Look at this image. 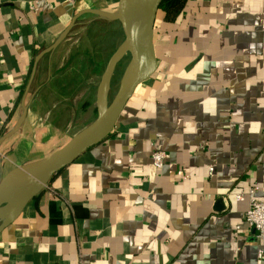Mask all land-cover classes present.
<instances>
[{"label":"crops","instance_id":"1","mask_svg":"<svg viewBox=\"0 0 264 264\" xmlns=\"http://www.w3.org/2000/svg\"><path fill=\"white\" fill-rule=\"evenodd\" d=\"M117 1L0 0V138L19 125L0 142V179L94 119L107 60L102 71L92 60L89 28L122 33L82 11ZM187 6L173 23L157 12L156 77L0 232V264H264L247 196L235 198L255 185L264 199V0ZM155 148L167 153L161 170Z\"/></svg>","mask_w":264,"mask_h":264},{"label":"water","instance_id":"2","mask_svg":"<svg viewBox=\"0 0 264 264\" xmlns=\"http://www.w3.org/2000/svg\"><path fill=\"white\" fill-rule=\"evenodd\" d=\"M161 1L118 0L114 12L100 9L82 11L114 21L122 33V41L108 57L99 77L95 94V117L48 156L14 167L0 179V232L18 218L29 201L45 189L54 175L112 133L123 107L137 86L153 75L157 65L153 31ZM76 17L45 51L55 49L65 39ZM125 57L127 62L118 80L117 89L109 100L113 74ZM25 113L26 109L23 107L20 122ZM18 126L3 135L0 142L11 135Z\"/></svg>","mask_w":264,"mask_h":264},{"label":"trees","instance_id":"3","mask_svg":"<svg viewBox=\"0 0 264 264\" xmlns=\"http://www.w3.org/2000/svg\"><path fill=\"white\" fill-rule=\"evenodd\" d=\"M188 1L189 0H162L158 7V12L162 13L163 21L166 23L175 22L178 17L187 10ZM107 26L111 28L109 34H107L104 30ZM89 29V46L91 50L90 55H92L93 61H95V59L97 58L101 59L100 70L102 71L105 60H107V58L114 52V50L120 43L119 42L116 47H113V45L115 44V40L110 41L113 36H115L114 38H117L118 31L114 28L113 23L103 21L93 22Z\"/></svg>","mask_w":264,"mask_h":264},{"label":"built area","instance_id":"4","mask_svg":"<svg viewBox=\"0 0 264 264\" xmlns=\"http://www.w3.org/2000/svg\"><path fill=\"white\" fill-rule=\"evenodd\" d=\"M150 158L153 167L156 170H161L167 158V153L162 149L155 148L151 151ZM209 170L212 171V168ZM176 174L181 178L185 177L181 170H178ZM257 190V186L250 185L245 193H235V198L243 200L244 195L247 196V208L243 214V219L254 230L256 239L264 241V199L257 198ZM257 256L262 257L261 250L257 251Z\"/></svg>","mask_w":264,"mask_h":264},{"label":"rangeland","instance_id":"5","mask_svg":"<svg viewBox=\"0 0 264 264\" xmlns=\"http://www.w3.org/2000/svg\"><path fill=\"white\" fill-rule=\"evenodd\" d=\"M114 28H115V25H114ZM116 29V28H115ZM105 31H106V33L107 34H109V32L111 31V28L109 27V26H107V27H105V29H104ZM117 30V29H116ZM118 31V30H117ZM115 36H113L112 38H111V40L110 41H114L115 40V44L113 45V47H116V45L120 42V37H119V32H118V35H117V38H114ZM114 38V39H113ZM112 47V48H113ZM126 62H127V57H125V58H123L120 62H119V64L117 65V68H116V71H115V74H114V77H113V80H112V82H111V86H110V91H109V100H111V98L113 97V95H114V93H115V91H116V89H117V85H118V80H119V78H120V75H121V73H122V70H123V68H124V66H125V64H126ZM161 62V58H159V63ZM156 75V74H155ZM153 76L154 78L156 77V76ZM152 77V78H153ZM152 78L149 80V81H152Z\"/></svg>","mask_w":264,"mask_h":264}]
</instances>
